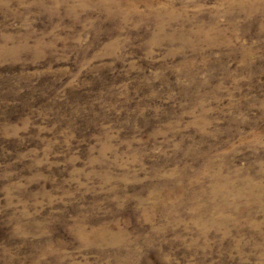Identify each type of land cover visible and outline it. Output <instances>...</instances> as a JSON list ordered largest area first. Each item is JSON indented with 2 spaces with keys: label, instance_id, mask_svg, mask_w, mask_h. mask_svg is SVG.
<instances>
[{
  "label": "rangeland",
  "instance_id": "374dc122",
  "mask_svg": "<svg viewBox=\"0 0 264 264\" xmlns=\"http://www.w3.org/2000/svg\"><path fill=\"white\" fill-rule=\"evenodd\" d=\"M0 264H264V0H0Z\"/></svg>",
  "mask_w": 264,
  "mask_h": 264
},
{
  "label": "bare ground",
  "instance_id": "6f19581e",
  "mask_svg": "<svg viewBox=\"0 0 264 264\" xmlns=\"http://www.w3.org/2000/svg\"><path fill=\"white\" fill-rule=\"evenodd\" d=\"M119 1H120V0H119ZM122 1H123V0H122ZM171 2H172V1H171ZM194 2H195V1H194ZM106 3L108 4V2H106ZM109 3H110V2H109ZM113 4H114V3H113ZM128 4H129V3H128ZM148 5H149V4H148ZM150 7H151V6H150ZM186 7H187V6H186ZM239 8H240V7H239ZM183 9H184V8H183ZM172 10H173V9H172ZM111 11H112V10H111ZM169 12H170V11H169ZM169 12H168V14H169ZM174 12H175V11H174ZM251 12H252V11H251ZM170 13H171V12H170ZM168 14H167V15H168ZM185 14H186V13H185ZM169 15H170V14H169ZM180 15H181V14H180ZM254 15H255V14H254ZM164 16H165V15H164ZM164 16H163V17H164ZM157 17H158V16H157ZM159 17H160V16H159ZM178 17H179V16H178ZM178 17H177V19L180 18V17H179V18H178ZM175 18H176V17H175ZM186 18H187V17H186ZM195 18H196V17H195ZM172 19H173V18H172ZM169 20H171V19H168V21H169ZM175 20H176V19H175ZM183 20H184V19H183ZM171 21H172V20H171ZM160 23H161V22H160ZM158 24H159V23H158ZM163 24H164V23H163ZM173 25H174V21H173ZM230 25H231V24H230ZM171 26H172V25H171ZM163 27H164V26H163ZM181 27H182V26H181ZM159 28H160V27H159ZM171 28H172V27H171ZM175 28H176V27H175ZM178 28H179V26H178ZM176 29H177V28H176ZM211 29H212V28H211ZM179 30H180V29H179ZM201 30H202V29H201ZM206 30H207V29H206ZM214 30H215V29H214ZM180 31H181V30H180ZM180 31H179V32H180ZM209 31H211V30H209ZM200 32H201V31H200ZM180 33H181V32H180ZM203 33H204V32H203ZM210 33H212V32H210ZM185 34H186V33H185ZM191 34H192V33H191ZM206 34H207V33H206ZM206 34H205V35H206ZM202 35H203V34H202ZM172 37H173V36H172ZM172 37L170 36V38H172ZM208 38H209V37H208ZM2 49H3V48H2ZM5 51H6V50H5ZM5 54H6V53H5ZM1 56H2V55H1ZM232 177H233V176H232ZM243 178H244V177H243ZM244 179H245V178H244ZM233 180H234V179H233ZM238 180H239V179H238ZM251 180H252V179H251ZM237 182H238V181H237ZM245 182H246V181H245ZM256 182H257V181H256ZM226 185H227V184H226ZM235 185H236V184H235ZM237 186H238V185H237ZM248 186H249V185H248ZM255 186H256V185H255ZM223 187H224V186H223ZM242 187H243V186H242ZM236 188H237V187H236ZM218 189H219V188H218ZM221 189H222V188H221ZM244 190H245V189H244ZM218 191H219V190H218ZM246 192H247V191H246ZM240 193H241V192H240ZM237 194H238V193H237ZM261 194H262V193H261ZM258 195H259V194H258ZM231 196H232V195H231ZM262 196H263V195H262ZM256 197H257V196H256ZM258 199H259V198H258ZM261 199H262V198H261ZM247 201H248V200H247ZM232 204H233V203H232ZM262 205H263V204H262ZM237 207H238V206H237ZM198 212H199V211H198ZM224 225H225V224H224Z\"/></svg>",
  "mask_w": 264,
  "mask_h": 264
}]
</instances>
